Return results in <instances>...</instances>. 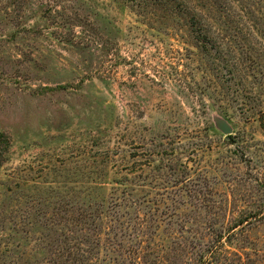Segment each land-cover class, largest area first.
<instances>
[{
  "label": "rangeland",
  "instance_id": "obj_1",
  "mask_svg": "<svg viewBox=\"0 0 264 264\" xmlns=\"http://www.w3.org/2000/svg\"><path fill=\"white\" fill-rule=\"evenodd\" d=\"M263 114L264 0H0V240L101 194L123 207L61 261L192 264L218 231L220 264H264Z\"/></svg>",
  "mask_w": 264,
  "mask_h": 264
},
{
  "label": "trees",
  "instance_id": "obj_2",
  "mask_svg": "<svg viewBox=\"0 0 264 264\" xmlns=\"http://www.w3.org/2000/svg\"><path fill=\"white\" fill-rule=\"evenodd\" d=\"M44 13L47 14L48 12ZM55 20L57 19L53 18L52 21L57 25V28L65 29L67 23L62 27L58 20ZM216 24L227 32L230 42L235 43L236 46L240 45L242 53L251 55L246 43L250 32L243 22L240 26H235L230 21H220ZM207 26H209L208 32L215 31L211 23ZM18 28L27 31L22 25H19ZM197 33L202 35L198 31ZM199 39L206 42L207 35L204 34ZM254 59L253 56L250 59L245 57L243 61L247 65H252L255 63ZM255 70L252 66L253 77L256 79ZM261 119L264 129V114ZM231 137L228 136V138ZM98 188V190H104L103 186H98ZM43 199L33 202L31 210L29 209L21 215L24 219L22 226L15 227L6 238L0 240V264L7 261H12V264H34V262L37 264H68L61 261L64 255L63 246L75 244V241L101 240V233L108 225L103 215L107 214L108 211H115L123 207L122 201L113 198H110L107 204V198L101 194L97 197L88 196V200H75L73 197L64 195ZM124 201H126L125 205L128 210L131 206L138 204L137 201L133 200L124 199ZM51 204H54L55 208L50 214L47 209ZM69 207L79 213V219L65 216L64 211H69ZM32 208L34 212H32ZM226 233L228 234L217 231L216 235H213L214 239L216 238L215 244L207 250L208 254H198L199 257L192 264H220L219 247L223 246L226 236H228L227 239L230 238V233Z\"/></svg>",
  "mask_w": 264,
  "mask_h": 264
},
{
  "label": "water",
  "instance_id": "obj_3",
  "mask_svg": "<svg viewBox=\"0 0 264 264\" xmlns=\"http://www.w3.org/2000/svg\"><path fill=\"white\" fill-rule=\"evenodd\" d=\"M217 126L225 134L226 137L233 135L232 127L225 120H218Z\"/></svg>",
  "mask_w": 264,
  "mask_h": 264
}]
</instances>
